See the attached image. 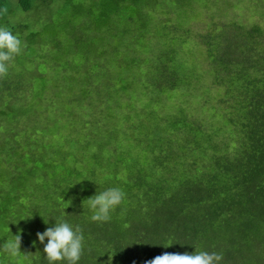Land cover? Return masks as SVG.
<instances>
[{
  "label": "trees",
  "instance_id": "obj_1",
  "mask_svg": "<svg viewBox=\"0 0 264 264\" xmlns=\"http://www.w3.org/2000/svg\"><path fill=\"white\" fill-rule=\"evenodd\" d=\"M68 1L66 54L75 61L83 57L76 31L95 41L104 30L116 31L111 38L121 46L120 17L116 23L108 17L88 21L76 14L80 5ZM252 2L260 11L242 9L238 19L200 1L201 13L189 27L169 14L162 16L166 33L144 24L146 34L137 36L132 59L119 58L115 70L109 65L94 80L79 83L78 94H71L78 73L69 62V71L60 74L69 83L66 97L59 80L58 95L46 97L50 88L43 82V94L34 98L21 82L0 78V89L13 91L12 97L34 98V112L45 120L44 129L29 131L19 118L7 117L9 100L1 110L6 122L0 124V246L20 235L21 252L13 258L0 250V264H48V241L41 243L37 233L54 227L62 215L84 235L78 264H145L166 252L196 249L222 252L221 264H264V0ZM18 4L25 11L38 7L34 0ZM7 8L8 0H0V22ZM218 13L229 18L218 20ZM255 13L261 18L249 20ZM195 20L209 23L197 30ZM57 37L56 30L48 40ZM174 41L178 47L192 41L198 48L177 54ZM55 45L64 49L62 41ZM44 56L34 54L30 63L37 68ZM206 79L209 85L203 86ZM199 87L213 93L216 105L205 97L194 101L195 109L174 105V94L198 97ZM205 106L212 112H200ZM24 131L25 137H15ZM55 138L56 144L48 143ZM113 187L125 199L109 220L92 221L86 199Z\"/></svg>",
  "mask_w": 264,
  "mask_h": 264
},
{
  "label": "rangeland",
  "instance_id": "obj_2",
  "mask_svg": "<svg viewBox=\"0 0 264 264\" xmlns=\"http://www.w3.org/2000/svg\"><path fill=\"white\" fill-rule=\"evenodd\" d=\"M127 1H133L135 4L132 6L127 5ZM73 0V3H77L80 5L76 9V14L79 16L84 15V17L89 21L92 18H100L106 20V17L110 19L111 22L116 23L118 20L121 21L117 22V30H122L124 28V38L120 37L118 40L121 42V46L115 44V40L111 38V35H114L116 32H111L110 30H104L101 32L103 38L100 37L98 40L95 41L90 35H87L86 32L82 31L83 35L76 31V46L79 48L83 53V57L75 61V59L71 58V55L65 53L64 50L68 48V39L65 35L66 31L64 30L70 14L72 7L70 5V1L68 0H34L35 5H37V9H31L25 11L20 7L18 4V0H8V8L6 9L5 13L2 15V20L0 22V26H7L14 35L19 36L24 45L22 48V52L20 55L14 58V61L10 63L9 72L6 77H10L8 79L9 82L15 81L21 82L23 84V89H29L27 93L29 97H34L42 95L43 92L39 88L42 86L43 82L46 83L48 91H46V97L51 98L53 95H58L57 87L55 86L56 80H59L60 83L63 85L64 96L68 95V81L64 79L60 74L62 71H69L65 67V63L69 62L71 64V68L74 70L76 74V78H72V92L71 94L79 93V83H87L89 80H94L95 78L100 76V70H104L106 67L112 71V69H116L115 65L118 62L119 58H127V60H131L132 57L135 55V46L138 38L145 33V30L149 28L151 31H157L160 33H166L167 28L164 27V22H162L163 14H169L172 21L184 27H189L193 15L197 13H201L198 9L201 6L200 1L204 4L208 5H220L223 8H226L229 11L230 15L233 17L241 16V10L244 11H260L258 7H254L252 5V0H159L157 6L149 7V3L151 0ZM261 2V0H259ZM234 5L230 8L231 5ZM229 7V8H228ZM242 7V8H241ZM191 11H190V9ZM190 12V13H189ZM130 14L134 15V18L130 17ZM120 17V19H119ZM226 20L227 15L225 13H218L217 19ZM260 14H256L250 18L249 20L260 19ZM131 19H136L135 21ZM142 20L144 21L142 26L137 25L136 21ZM201 20V19H200ZM148 27L144 28V24L148 23ZM209 21L204 20L201 21L195 20L192 24L196 26L197 30H203L208 24ZM121 24V25H119ZM202 24V25H201ZM22 25H26V28H21ZM57 30L58 37L57 40L62 41L64 49H60L56 47L57 40H52L49 38L48 35L50 32H54ZM38 32L35 36L29 38L30 32ZM132 32V33H131ZM134 33V34H133ZM146 34V33H145ZM110 36V37H109ZM154 36L152 39L154 40ZM48 40V41H47ZM126 41V50L123 51V45ZM31 42V43H30ZM141 43V42H140ZM173 47L178 54H184L191 51L196 50V45L192 44V41H189L187 44H179L177 46L176 42H172ZM28 46V48L26 47ZM30 48V49H29ZM121 49L120 53L116 54L117 49ZM71 51L73 46H71ZM77 51V49H75ZM44 54V61L39 65L37 68L33 64L30 63V56H34V54ZM189 55H193L189 53ZM179 57V55H178ZM183 61V59H180ZM186 63V61H184ZM53 67L55 69L53 70ZM40 71L39 73H37ZM21 73V77L19 76ZM40 76L44 77L41 78ZM3 77V78H6ZM39 79V85L37 81ZM206 84L209 85V80L206 79L205 82H202V85L205 86ZM2 86L0 81V87ZM201 87V85H200ZM198 89V94L200 96H182L180 97L179 94H174L175 96V104H184L193 106L195 109L194 101L201 99L205 100V98L213 99L212 104L216 105V99L214 98L213 93H205L204 89ZM23 90V91H24ZM10 93L6 90L0 89V115L1 110L6 109L8 104V100L10 101L9 104V111H10V119L19 118L22 122L29 125V131L37 130V129H44L45 120H43V115L35 114L34 110L35 107H38L33 99H21L17 97H12ZM21 93V92H20ZM23 98H28L25 95H22ZM194 97V99L192 98ZM205 97V98H204ZM15 99V100H14ZM30 100V101H29ZM197 104L198 101L196 102ZM60 104H62L60 102ZM29 106L33 109L28 110ZM60 107V106H59ZM59 107H55L54 112L60 114L62 109H58ZM200 112L203 113H211L212 110L208 107H203L200 109ZM5 117L0 118V124L6 122ZM36 125V127H34ZM2 127V128H3ZM34 132V131H33ZM3 135L0 131V138ZM25 131L16 135L15 137H25ZM40 137L44 135L39 134ZM57 138L48 140L50 144H56ZM4 145L3 142L0 140V148ZM76 149V147H75ZM78 151V150H77Z\"/></svg>",
  "mask_w": 264,
  "mask_h": 264
},
{
  "label": "clouds",
  "instance_id": "obj_3",
  "mask_svg": "<svg viewBox=\"0 0 264 264\" xmlns=\"http://www.w3.org/2000/svg\"><path fill=\"white\" fill-rule=\"evenodd\" d=\"M23 46L18 34L14 35L7 26H0V78L8 75L10 63L21 54ZM125 196L126 193L122 189L113 187L86 199L93 212L91 220L101 222L109 220L110 212L122 203ZM55 220L54 227L47 228L43 233H37L41 243L46 239L48 241L44 247L48 264L63 261L67 264H78L84 250L82 229L79 225L73 227L63 215ZM20 249V235H14L0 246V250L13 258L19 257ZM223 258L222 252L196 249L191 254L166 252L146 261L145 264H221Z\"/></svg>",
  "mask_w": 264,
  "mask_h": 264
}]
</instances>
